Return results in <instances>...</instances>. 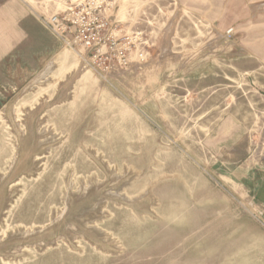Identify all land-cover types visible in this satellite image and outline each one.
Wrapping results in <instances>:
<instances>
[{
	"label": "rangeland",
	"instance_id": "1",
	"mask_svg": "<svg viewBox=\"0 0 264 264\" xmlns=\"http://www.w3.org/2000/svg\"><path fill=\"white\" fill-rule=\"evenodd\" d=\"M71 1L0 0V264H264V0H106V75Z\"/></svg>",
	"mask_w": 264,
	"mask_h": 264
},
{
	"label": "built area",
	"instance_id": "2",
	"mask_svg": "<svg viewBox=\"0 0 264 264\" xmlns=\"http://www.w3.org/2000/svg\"><path fill=\"white\" fill-rule=\"evenodd\" d=\"M107 3L106 0H73L45 21L63 45L84 51L86 64L105 75L114 67H126L142 41L141 33L119 34L103 14Z\"/></svg>",
	"mask_w": 264,
	"mask_h": 264
},
{
	"label": "crops",
	"instance_id": "3",
	"mask_svg": "<svg viewBox=\"0 0 264 264\" xmlns=\"http://www.w3.org/2000/svg\"><path fill=\"white\" fill-rule=\"evenodd\" d=\"M21 18L24 19V17ZM21 33L16 30L14 34H11L10 32L7 35H4L2 41L0 42V64L5 57L10 55L15 46L20 44V41L23 40V36L25 37V35L24 32Z\"/></svg>",
	"mask_w": 264,
	"mask_h": 264
}]
</instances>
